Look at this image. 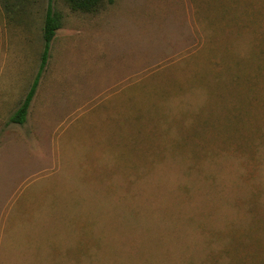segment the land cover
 <instances>
[{
	"label": "rangeland",
	"instance_id": "rangeland-1",
	"mask_svg": "<svg viewBox=\"0 0 264 264\" xmlns=\"http://www.w3.org/2000/svg\"><path fill=\"white\" fill-rule=\"evenodd\" d=\"M47 4L0 0V264H264V0H54L11 122Z\"/></svg>",
	"mask_w": 264,
	"mask_h": 264
},
{
	"label": "trees",
	"instance_id": "trees-1",
	"mask_svg": "<svg viewBox=\"0 0 264 264\" xmlns=\"http://www.w3.org/2000/svg\"><path fill=\"white\" fill-rule=\"evenodd\" d=\"M24 0H3V5L6 10L12 12L13 7L18 6ZM53 1L48 0V4L46 7V12L43 18L42 28H41V36L43 41V50L41 54V61L39 65V71L31 83L26 95L20 101L16 110L10 117L11 122L22 124L26 120L28 108L30 103L34 97L36 87L38 85V80L41 75V72L46 64L50 43L55 35L57 29L61 27V14L53 9ZM68 8L72 11H80V12H95L97 11L103 4V0H64ZM189 167L188 170H190ZM202 176L197 174L196 180L199 181ZM229 204V203H227Z\"/></svg>",
	"mask_w": 264,
	"mask_h": 264
}]
</instances>
